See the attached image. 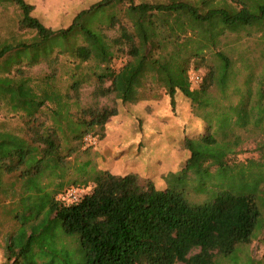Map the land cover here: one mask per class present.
Listing matches in <instances>:
<instances>
[{
    "label": "trees",
    "instance_id": "16d2710c",
    "mask_svg": "<svg viewBox=\"0 0 264 264\" xmlns=\"http://www.w3.org/2000/svg\"><path fill=\"white\" fill-rule=\"evenodd\" d=\"M5 4L18 12L15 30L0 38V103L20 125L0 126V200L24 208L12 217L17 225L1 264H39L44 255H30L36 239L28 231L43 218L78 241L82 259L62 264H217V257L258 264L240 248L264 232V65L254 70L257 60L264 63V47L253 57L235 42L259 34L264 44V0H96L54 27L36 15L35 3L0 0ZM197 29L196 46L177 43ZM209 47L215 64L205 62ZM203 64L194 87L191 74ZM40 65L46 71L30 73ZM86 87L92 103L83 102ZM163 95L165 115L182 121L185 158L163 176L164 189L82 157L87 137L103 138L111 117L132 119V106ZM107 99L112 107L101 105ZM135 117L139 127L147 115ZM192 123L204 131L192 133ZM250 140L258 157L235 160ZM195 180L210 199L187 198L183 185ZM90 184L77 203L58 199L71 186Z\"/></svg>",
    "mask_w": 264,
    "mask_h": 264
},
{
    "label": "rangeland",
    "instance_id": "374dc122",
    "mask_svg": "<svg viewBox=\"0 0 264 264\" xmlns=\"http://www.w3.org/2000/svg\"><path fill=\"white\" fill-rule=\"evenodd\" d=\"M30 3H35L37 11L36 15L42 17L44 22L50 26L67 25L70 17L75 15L77 10L89 5L96 0H26ZM139 2H153V1H169V0H135ZM193 1V0H188ZM16 11L13 7L5 4L0 5V38L7 37L10 32L15 30L14 19ZM67 14V15H66ZM259 34H254L252 37H243L240 42H235L239 46V50L250 49L254 55L258 56L264 44L260 41ZM235 34H230L228 40L233 41ZM235 41V40H234ZM211 64L213 58H209ZM206 64V63H205ZM203 64L202 68L196 74L203 75L208 64ZM121 65V61L118 66ZM259 60L256 61V68L259 73L263 72ZM46 66L40 65L30 68L31 74H40L46 71ZM193 74V73H192ZM248 76L245 75V78ZM194 86V85H193ZM196 87V86H194ZM92 87H86L82 91V98L84 103H92L91 97ZM161 90H159L160 92ZM163 92V91H162ZM165 95L161 96L158 101H155L149 109L148 103L143 102L139 106H132L134 115L132 119L127 115L118 114L111 117L105 127V136L101 138L99 135L87 137L85 148H88L82 154L83 158L93 155V162L99 169H108L114 174L124 175L129 172L139 173L143 177L151 178L155 181L157 187L164 189L166 182L163 176L169 171H175L177 168L183 166L184 152L180 144V128L181 120L176 119V122L171 115H165L170 112L167 107ZM101 105L112 107L113 103L110 99L101 100ZM139 107V108H138ZM143 124L137 127L134 120L137 117H145ZM135 117V118H134ZM164 118V119H163ZM20 125V120L17 116H13L7 112L3 103H0V126L8 129L17 128ZM197 128L192 133H200L204 131V124L196 125ZM255 142L253 140L246 141L242 146V151L235 160L245 162L248 158H257L258 154L255 150ZM187 198L192 202H205L210 197L208 195L197 192V180L183 185ZM87 188L89 192L92 188L90 184ZM12 202V203H11ZM12 200L4 202L0 200V264L4 261L3 244L5 238L17 225L14 217L19 207L13 204ZM264 211V208H262ZM53 217L51 216V219ZM33 229L30 228L28 233L32 230L35 232V243L33 242L28 251L30 255L43 253V257H37L39 264H62L63 259L74 257L77 260L82 259V255L78 249V241L76 238L66 236L60 228H54L52 220L50 222L46 219H40L35 222ZM31 225V226H33ZM21 229L19 232H21ZM25 242V239H23ZM240 255L244 258L252 257L258 264H264V232L249 245L240 248ZM33 255V256H34ZM217 264H228L229 262L223 257H217ZM232 264V263H230Z\"/></svg>",
    "mask_w": 264,
    "mask_h": 264
},
{
    "label": "crops",
    "instance_id": "0c3cea01",
    "mask_svg": "<svg viewBox=\"0 0 264 264\" xmlns=\"http://www.w3.org/2000/svg\"><path fill=\"white\" fill-rule=\"evenodd\" d=\"M80 10V9H79ZM79 10H77V12L79 11ZM67 15V14H66ZM74 17V15L72 16V17H70V19L71 18H73ZM51 25V24H50ZM163 25H164V29L166 30V32L168 31V29H170V27H172V21H170L169 22V18L168 17H166V19H164V21H163ZM51 26H53L54 27V25H51ZM199 30L200 29H197V30H189V32L187 33V34H185V35H182V37H181V39L177 42V43H179V44H181V43H185V44H188V43H190L191 42V46H188V47H193V46H196L197 44L196 43H198V40H200V39H202V34L199 32ZM193 40L195 41V43H193ZM168 41V40H167ZM212 47H209V48H207V49H205L204 51H203V56L204 57H206L207 59L205 60V62H209V63H211L210 62V57L211 58H213L214 60H213V62H215L216 63V56L214 55V50L213 49H211ZM213 56H215V57H213ZM155 102V101H154ZM154 102H152V103H148V105H149V107L152 105V104H154Z\"/></svg>",
    "mask_w": 264,
    "mask_h": 264
},
{
    "label": "built area",
    "instance_id": "2783aa9c",
    "mask_svg": "<svg viewBox=\"0 0 264 264\" xmlns=\"http://www.w3.org/2000/svg\"><path fill=\"white\" fill-rule=\"evenodd\" d=\"M201 76L200 74L193 73L191 74V81L194 86H198L201 82ZM263 91H264V85H263ZM87 188L86 187H80V186H71L64 190L62 193L58 195V199L66 204H73L81 201V199L87 194Z\"/></svg>",
    "mask_w": 264,
    "mask_h": 264
}]
</instances>
